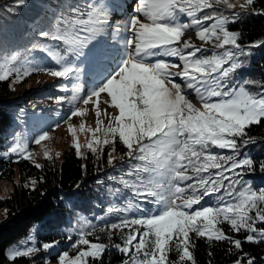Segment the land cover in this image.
<instances>
[{
    "label": "snow or ice",
    "instance_id": "snow-or-ice-1",
    "mask_svg": "<svg viewBox=\"0 0 264 264\" xmlns=\"http://www.w3.org/2000/svg\"><path fill=\"white\" fill-rule=\"evenodd\" d=\"M15 2L19 6L26 0ZM255 4L256 0H136V14L123 24H114L107 4L85 0L83 5L68 4L49 30L39 33L61 48L33 45L56 67L36 65L19 51L0 55V82H24L34 73L72 80L71 95L55 99L57 104L71 106L66 122L84 117L89 111L84 106L92 105L96 126L87 127L83 121L79 125L80 131L91 134L84 145L88 152L99 159L106 147L115 152L119 143L127 150L124 155L137 161L125 174L136 179L121 176L119 182L131 188L137 200L155 208L150 214L125 216L98 229L109 241L117 232L121 234L122 243L112 246L127 257L122 264H197L193 236L209 246L227 242L229 252L236 250L232 264H256V257L245 252L243 244L264 242V187L254 188L244 176L257 168L264 173V159L257 161L243 149L256 143L250 129L264 122V80L236 81L235 74L245 66L251 49L264 47V40L242 44V34L229 27L242 15H264V8L257 9ZM237 6L240 12L235 11ZM109 28L113 35L122 30L127 33L119 58L81 96L82 69L77 61L113 60L97 41ZM190 31L195 38L188 35ZM68 131L77 156L86 159L76 127L68 123ZM50 139V133L42 131L31 143L41 145ZM43 155L53 158L47 148ZM0 156L12 163L30 161L36 168L43 167L33 159L30 141L22 133L13 136ZM114 160L108 153L107 163L112 165ZM36 183L32 179L30 185L34 188ZM213 196L215 203H207ZM132 209L143 211L131 202L124 211ZM113 211V207L107 209ZM225 225L232 233L243 232V239L229 235ZM96 231L84 221L71 245L73 254H58L57 264L100 261L109 245L100 242L99 236L90 239ZM58 243H44L42 248L47 251ZM24 244L13 246L7 260L14 264L37 253L34 242L31 247ZM173 252L175 259L170 258Z\"/></svg>",
    "mask_w": 264,
    "mask_h": 264
},
{
    "label": "trees",
    "instance_id": "trees-1",
    "mask_svg": "<svg viewBox=\"0 0 264 264\" xmlns=\"http://www.w3.org/2000/svg\"><path fill=\"white\" fill-rule=\"evenodd\" d=\"M68 4L83 5L85 0H26L25 4L19 6L15 0H0V55L19 51L36 65L56 67L49 56L34 49L33 45L41 43L51 45L54 49L61 48L55 42L42 38L39 33L42 30H49L56 17ZM254 7L264 8V0H256ZM225 11L231 15L230 11ZM235 11L241 10L237 7ZM229 27L242 34L240 41L242 44L264 40V15H242L237 23ZM251 51L252 55L245 59V66L235 74L236 81L264 80V47ZM39 74L43 73H34L30 77ZM60 80L61 78H54L52 82L59 83ZM10 84L11 79L0 82V152L6 149L11 137L22 127V114L19 112L21 106L5 101L12 93L13 88ZM51 92L60 94L62 89L52 87ZM249 134L256 138V143L248 145L243 152L257 161L264 159V122L253 126ZM115 148L116 151L113 152L111 146L106 147L99 159L85 148L82 152L86 159H82L77 156L72 145H69L63 149L61 158L41 160L39 164L43 165L42 168L34 167L30 161L12 163L11 160L0 156V169H3L0 179L12 181L9 193L0 196V210H3L0 217V264H13L7 260L6 247L9 243L25 237L33 224L36 225L38 251L31 259L19 258L14 264H43L42 261L47 255L55 259V252L43 250L42 241L58 239L63 243L67 240L68 243L62 249L65 248L72 253L71 245L78 238L84 221L90 222L97 229L90 239L95 241L96 236H99L100 242L109 245L100 261L90 260L89 264H122V261L127 259L112 246L122 243L121 234L117 232L109 241L107 234L98 229L125 216L133 218L150 214L155 205L137 200L134 191L119 182L121 176L129 180L136 179L135 176L129 177L125 174L137 161L125 156L127 150L119 143ZM214 151L225 155L231 154L225 150ZM110 152L119 155V159H115L112 165L107 163ZM14 176H17V180ZM32 179L37 180L34 188L30 185ZM244 180L251 182L254 188L264 187V173L258 168L255 173L246 174ZM25 184L30 186L24 187ZM215 200L216 197L213 196L207 198L206 202L214 204ZM130 202L139 204L143 211L132 209L125 212L124 209ZM109 207L114 208L112 213L107 212ZM223 227L229 235L243 239V232L235 234L228 230L227 225ZM87 230L92 229L89 227ZM193 239L196 245L194 256L197 264H209V261L211 264H232L236 258V250L229 252L231 245L227 242H214L209 246L204 239L195 236ZM243 250L256 257V264H264L262 259L264 242L259 244L245 242ZM209 252L212 253L211 256L208 255ZM170 258L175 259L176 254L173 252Z\"/></svg>",
    "mask_w": 264,
    "mask_h": 264
},
{
    "label": "rangeland",
    "instance_id": "rangeland-1",
    "mask_svg": "<svg viewBox=\"0 0 264 264\" xmlns=\"http://www.w3.org/2000/svg\"><path fill=\"white\" fill-rule=\"evenodd\" d=\"M133 3V0H100V2L105 3L109 6L110 13H111V21L115 23L123 24L125 23L132 15H134V9L132 8L133 5H136V0ZM235 2V0H233ZM240 3H243V0H240ZM128 5V6H127ZM124 7V8H123ZM239 7V6H237ZM132 8V11H131ZM220 9H223V6H220ZM194 32H189L188 34H193ZM127 36V33L125 31H121L118 35H113L112 29L109 28L105 31L104 34L97 37L98 46H103L104 50L108 52L112 57L113 60H106L103 62H92L91 60H84L81 58V61H77L79 67L82 69V76L79 83L82 86L81 96H84L92 86L99 83V80L102 79L103 75L106 74L105 69L108 71L111 70V68L115 67V59L119 58L120 50L122 49L123 45L121 44V41L123 38ZM199 43V42H197ZM87 52V50H85ZM10 54V53H5ZM74 59V58H71ZM168 59H174V58H168ZM104 63H107L105 65ZM110 64V65H109ZM52 79L54 77H51L46 74H39L37 76H32L26 79L24 82H12V93L11 95L5 100L8 102H18L19 104H25V99L27 97V94L32 90V94L36 93L37 95H40L39 97L32 98L31 102H26L27 105H36L38 103H42L45 99H47L46 103L43 106H39L36 109L28 110L23 109L22 107H19V112L22 114V127L20 130H18L16 133H22L24 134L30 141V148L33 153V159L36 163H39L41 160H43L45 157L43 155L44 149L47 148L53 158H61L62 151L65 147L69 145H73V137L68 131V123L73 124L76 127V136L79 139V143L81 144V151L84 150L88 139L91 138L90 133L82 132L79 130V125L83 121L86 123L87 127L94 128L95 125V113L92 110V105L84 106L89 109L88 113L84 117H72L71 121H67L68 116L70 115V108L71 106L67 103H56V97L58 96H70L71 95V86L73 81L72 80H65L62 79L59 81V83L52 82ZM52 87H58L62 89L61 94H52L50 88ZM69 89V90H63V89ZM106 98V94H102V99ZM21 99V100H20ZM25 104V105H26ZM46 108H45V107ZM100 107L103 109L106 107L103 103L100 105ZM23 110V111H22ZM111 112H115L114 109H109ZM62 114L61 119H55L53 117H49L48 115L54 116V114ZM60 117V116H57ZM52 119L53 122L50 124L51 130L48 132L51 135L50 140L43 141L41 145H35L31 143L32 139L36 137L38 134H40L42 131H47V128L45 127L49 123V119ZM102 119H105V122H107L106 118L101 117ZM57 125H59L57 127ZM34 132V133H33ZM15 133V134H16ZM99 135V134H98ZM13 136L9 140L6 148L8 145L12 142ZM112 148V147H111ZM59 153V156H56L55 154ZM112 155L116 158H118V154H114L112 152ZM14 179L17 180V176H14ZM12 186V181L2 178L0 179V196H5L9 193ZM2 209L0 210V217L2 213ZM35 229L36 225L33 224L31 226L30 232L23 238L19 239L18 241L14 243H9L6 247V254L13 246H20V242L24 241L25 244L24 247H31L33 246V242L35 244V247L38 249L37 244V237L35 235ZM31 237L32 239H29ZM54 241H58L59 243L52 249L48 250L49 252H55V259H52L50 255H47L45 259L42 261L43 264L47 261L48 264H57V258L58 254L63 253L65 248L62 249L63 246H66L68 243L67 240H65L63 243L62 241H59L58 239L48 240V241H42L41 247L44 243H52Z\"/></svg>",
    "mask_w": 264,
    "mask_h": 264
},
{
    "label": "bare ground",
    "instance_id": "bare-ground-1",
    "mask_svg": "<svg viewBox=\"0 0 264 264\" xmlns=\"http://www.w3.org/2000/svg\"><path fill=\"white\" fill-rule=\"evenodd\" d=\"M134 14H136L135 11H134ZM188 35H190V36H192L193 38H195V37H194V33H193V34H188ZM197 42H199V41H197Z\"/></svg>",
    "mask_w": 264,
    "mask_h": 264
},
{
    "label": "water",
    "instance_id": "water-1",
    "mask_svg": "<svg viewBox=\"0 0 264 264\" xmlns=\"http://www.w3.org/2000/svg\"><path fill=\"white\" fill-rule=\"evenodd\" d=\"M7 105H9V104L7 103Z\"/></svg>",
    "mask_w": 264,
    "mask_h": 264
}]
</instances>
